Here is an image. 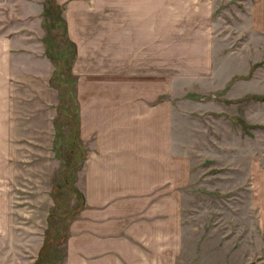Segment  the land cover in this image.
I'll use <instances>...</instances> for the list:
<instances>
[{"label":"rangeland","instance_id":"1","mask_svg":"<svg viewBox=\"0 0 264 264\" xmlns=\"http://www.w3.org/2000/svg\"><path fill=\"white\" fill-rule=\"evenodd\" d=\"M215 4L214 72L184 75L188 93L173 92L181 126L175 135L191 163L174 264H264V35L239 31L241 0ZM61 9L57 0H0V35L14 48L12 66L0 57V120L12 116L18 126L5 144L0 126V243H40L12 249V259L28 256L32 264L61 263L81 206L86 146L78 139ZM8 74L19 76L9 91L12 115L5 109ZM8 227L15 232L2 233Z\"/></svg>","mask_w":264,"mask_h":264},{"label":"crops","instance_id":"2","mask_svg":"<svg viewBox=\"0 0 264 264\" xmlns=\"http://www.w3.org/2000/svg\"><path fill=\"white\" fill-rule=\"evenodd\" d=\"M241 1L239 31L263 37L264 0ZM57 2L74 45L77 127L86 146L78 179L81 206L69 223L60 264H174L191 163L175 135L181 126L173 92L188 93L184 75L214 72L215 0ZM8 37L0 35V57L9 67L14 48ZM4 79L10 98L5 109L12 115L9 91L19 76ZM15 123L12 116L0 120L2 144L6 133L18 129ZM11 232L8 227L2 233ZM7 240L0 243V264H32L28 256L12 259V249L23 252L40 243Z\"/></svg>","mask_w":264,"mask_h":264},{"label":"trees","instance_id":"3","mask_svg":"<svg viewBox=\"0 0 264 264\" xmlns=\"http://www.w3.org/2000/svg\"><path fill=\"white\" fill-rule=\"evenodd\" d=\"M61 11H62V9H61ZM61 20H62L63 31H64V35H65V21H64V19L62 17V13H61ZM65 40H66V43H68V45L71 47V51L69 52V54L64 55V56H65L66 59L69 60V69H68L69 70V75H70L71 81L73 82V84H75V81H76L75 80V76L71 73V64H72V61L74 59V45L71 42L68 41L66 36H65ZM77 131H78V127H77ZM78 139H79V137H78ZM84 157H85V155H84ZM80 198H81V201H82L81 193H80Z\"/></svg>","mask_w":264,"mask_h":264}]
</instances>
